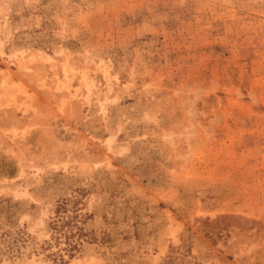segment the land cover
I'll use <instances>...</instances> for the list:
<instances>
[{
    "label": "rangeland",
    "instance_id": "obj_1",
    "mask_svg": "<svg viewBox=\"0 0 264 264\" xmlns=\"http://www.w3.org/2000/svg\"><path fill=\"white\" fill-rule=\"evenodd\" d=\"M0 264H264V0H0Z\"/></svg>",
    "mask_w": 264,
    "mask_h": 264
},
{
    "label": "trees",
    "instance_id": "obj_2",
    "mask_svg": "<svg viewBox=\"0 0 264 264\" xmlns=\"http://www.w3.org/2000/svg\"><path fill=\"white\" fill-rule=\"evenodd\" d=\"M70 231V230H69ZM72 246H74V245H72Z\"/></svg>",
    "mask_w": 264,
    "mask_h": 264
}]
</instances>
